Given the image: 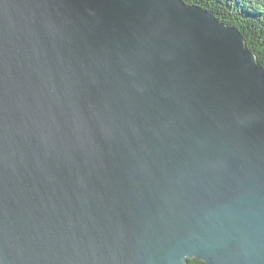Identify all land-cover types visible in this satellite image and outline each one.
<instances>
[{
    "label": "water",
    "instance_id": "1",
    "mask_svg": "<svg viewBox=\"0 0 264 264\" xmlns=\"http://www.w3.org/2000/svg\"><path fill=\"white\" fill-rule=\"evenodd\" d=\"M264 264V66L182 0H0V264Z\"/></svg>",
    "mask_w": 264,
    "mask_h": 264
},
{
    "label": "trees",
    "instance_id": "2",
    "mask_svg": "<svg viewBox=\"0 0 264 264\" xmlns=\"http://www.w3.org/2000/svg\"><path fill=\"white\" fill-rule=\"evenodd\" d=\"M211 13L228 26L235 27L242 34L247 47L255 53L258 62L264 66V0H182ZM188 264H204L188 260Z\"/></svg>",
    "mask_w": 264,
    "mask_h": 264
}]
</instances>
